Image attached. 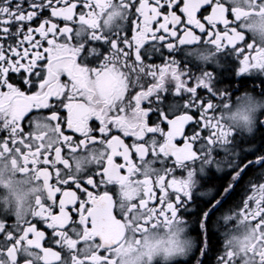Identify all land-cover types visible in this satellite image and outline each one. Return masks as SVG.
<instances>
[{
	"label": "snow or ice",
	"instance_id": "1",
	"mask_svg": "<svg viewBox=\"0 0 264 264\" xmlns=\"http://www.w3.org/2000/svg\"><path fill=\"white\" fill-rule=\"evenodd\" d=\"M113 5L123 22L106 31ZM253 15L264 16V0H0V161L40 186L27 214L0 211V264H124L129 236L139 250L150 233L173 256L162 234L187 224L179 210L210 165L231 172L209 190L203 232L235 186L245 192L222 218L236 235L216 264H264V119L238 152L230 94L205 70L232 57L236 75L264 73V45L246 39ZM199 48L211 62L186 52ZM93 148L95 163L74 171Z\"/></svg>",
	"mask_w": 264,
	"mask_h": 264
},
{
	"label": "flooded vegetation",
	"instance_id": "2",
	"mask_svg": "<svg viewBox=\"0 0 264 264\" xmlns=\"http://www.w3.org/2000/svg\"><path fill=\"white\" fill-rule=\"evenodd\" d=\"M15 3L16 0H13ZM26 7V5H25ZM123 13L122 10L119 9L118 6L113 5L110 9L109 13L104 16V20L108 21L106 24L102 26L106 31H112L116 26L123 22ZM246 39L249 43L253 42L252 38L248 35ZM186 52L193 56L197 62L204 64L208 62L205 60V57H208L211 61L212 57L207 49L199 48V49H188ZM180 58L179 55L177 57ZM155 63H160V58H154ZM235 60L232 57H225L223 60V67L217 68L215 65L208 64L205 67V70L213 71L216 80L215 85L217 88H225L230 94L231 99H235V97L242 91H250L255 93L258 96H264V73L259 71H253L247 74L236 75L235 70ZM182 68L191 67V70L199 74L202 66H189L185 64H181ZM201 94H204L203 89L200 90ZM169 100L173 99V97L169 96ZM154 118V117H153ZM260 118H264V112L260 113ZM38 123H44V121L37 117ZM26 126V125H25ZM256 139L255 143H264V129H259L256 131ZM252 135V134H251ZM251 135H239L236 138L238 141L237 151L239 152L241 149H249L251 147L252 141L245 139ZM126 142L131 143V139H128ZM100 148L90 149L87 153L77 154V156L73 160V170L74 171H83L85 168L91 166L95 163V160L92 157H99L101 155ZM213 155L217 158L223 157L225 155L224 151L215 147L213 149ZM79 163L80 167L77 169L76 164ZM117 162H122L119 160ZM4 172H10L17 180H26L28 175L20 174L19 172H13L11 166L6 164L5 161H0V174ZM231 172V169L222 166L221 168H217L215 165L206 166L203 172H200L196 177V186L192 189L191 200L187 203L185 207H182L179 212L181 217L187 222L188 225V234L194 238V246L191 250L184 256H176L171 259L168 264H196L197 259L199 258V264H216V257L222 252L224 242H228L233 239L236 233L228 232L227 228L224 226L223 217L227 215V212L238 203L243 196L245 195L244 189L237 185L234 190L231 192V195L227 197L220 204V206L212 213L210 218L207 221V230L206 233L202 231L200 227V217L201 213L208 208V202L210 199L209 190L212 192H216L218 189L222 191V186H224L228 180V175ZM181 173L178 171L177 175ZM245 180L247 179V174L245 175ZM244 183V180L241 181V184ZM29 185L27 183L23 184V188H28ZM33 191L35 189L33 188ZM7 195L6 190L0 187V197H4ZM27 193L21 190L19 193L15 194V199L13 196H8V200L11 202L8 208L9 211H12L13 208L16 207L17 201L21 204H28ZM5 203H0V209H4ZM19 212V210H17ZM27 214V213H26ZM219 218V219H218ZM14 220V217H10L8 219V223L11 224ZM220 225L217 227V225ZM156 236L160 234L154 233ZM241 234H243V229H241ZM207 242V249L204 254L201 256V247L203 242ZM129 242L133 246H135V238L131 235L129 236ZM151 243V239L149 237V244ZM84 251H87L85 249ZM152 264H161V260L156 258L153 260Z\"/></svg>",
	"mask_w": 264,
	"mask_h": 264
},
{
	"label": "clouds",
	"instance_id": "3",
	"mask_svg": "<svg viewBox=\"0 0 264 264\" xmlns=\"http://www.w3.org/2000/svg\"><path fill=\"white\" fill-rule=\"evenodd\" d=\"M236 6L244 7L245 0H236ZM245 26L248 35L258 44L264 45V16H249ZM204 59L211 62L208 57ZM228 103L229 108L224 112L226 123L235 129L241 130L245 135H251L255 131L257 118H260V113L264 112V96H258L250 91H242L234 100L231 99ZM24 183H27L29 187L23 188ZM0 187L4 188L7 193L4 197H0V203H5L4 209H0V211L8 210L11 203L8 196H13L15 199V194L21 190L28 194L27 200L29 203L21 204L17 201L16 207L11 211L13 216L16 215L17 210L21 215L28 213L34 196L40 190V186L35 183L31 176H27L26 180L21 181L15 179L10 172L0 174ZM33 188L35 191H33ZM162 235L165 238L170 237L172 239L173 246L177 249L175 255H164L160 248L155 246V240L159 239L160 236L150 233L151 243L146 244L139 250H135V246L129 249L124 258V264H152L156 258L161 260V264H168L174 257L186 255L195 243L194 238L188 234V225L185 223L174 226L172 233ZM149 252H151L150 260L148 259Z\"/></svg>",
	"mask_w": 264,
	"mask_h": 264
}]
</instances>
